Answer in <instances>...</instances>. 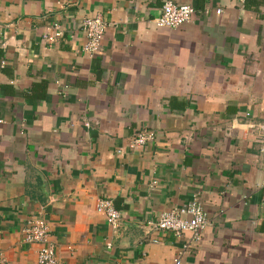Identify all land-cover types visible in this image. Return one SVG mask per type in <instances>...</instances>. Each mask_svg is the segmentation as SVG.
<instances>
[{"label": "crops", "instance_id": "crops-1", "mask_svg": "<svg viewBox=\"0 0 264 264\" xmlns=\"http://www.w3.org/2000/svg\"><path fill=\"white\" fill-rule=\"evenodd\" d=\"M164 1L0 0V264H38L32 216L58 264H175L190 234L143 225L195 192L210 224L179 264H264V130L249 127L264 124V0H173L195 8L176 28L154 24ZM138 129L155 138L131 149Z\"/></svg>", "mask_w": 264, "mask_h": 264}, {"label": "built area", "instance_id": "built-area-1", "mask_svg": "<svg viewBox=\"0 0 264 264\" xmlns=\"http://www.w3.org/2000/svg\"><path fill=\"white\" fill-rule=\"evenodd\" d=\"M242 3L245 0H240ZM220 8L216 9L219 13ZM195 14V8L186 3H178L173 0H165L161 13L154 19V24L157 27L176 28L182 24L190 21ZM108 26V22L104 19L101 13H95L86 16L81 21V30L85 36V43L82 51L93 57L100 50L101 42ZM64 34V27L58 21L49 23L42 33V40L49 45L55 44ZM5 61L1 60L0 65H4ZM89 126L87 121L84 122ZM250 128L264 130V124L257 125L255 123L249 124ZM155 133L148 129H138L134 132L132 138L128 143L131 149L140 148L147 143L153 141ZM118 153L121 149L117 150ZM156 183L154 181L152 186ZM95 209L98 213L104 216L106 223L112 228L117 229L120 221V211L115 207L110 198L99 197L96 201ZM210 224L208 214L203 208L200 200L199 192L192 193L190 198L183 204L167 209L159 213L155 218L146 219L143 228L145 235H150L154 231L170 232L175 236H180L188 232L190 234L189 240L179 251L177 257L174 259L175 264L180 263V256L188 252L192 245L200 241L204 229ZM48 222L42 216L28 217L23 228L22 243H37L39 248L37 250L38 264H58L56 257V247L54 242L50 239ZM156 242V239H152ZM108 246L111 244L108 243ZM0 261L2 259L0 258Z\"/></svg>", "mask_w": 264, "mask_h": 264}, {"label": "trees", "instance_id": "trees-1", "mask_svg": "<svg viewBox=\"0 0 264 264\" xmlns=\"http://www.w3.org/2000/svg\"><path fill=\"white\" fill-rule=\"evenodd\" d=\"M245 2H246V0H245Z\"/></svg>", "mask_w": 264, "mask_h": 264}]
</instances>
